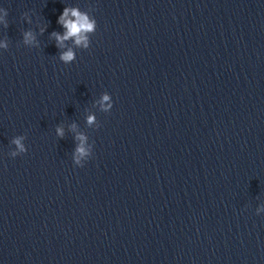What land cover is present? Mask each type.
Instances as JSON below:
<instances>
[{"label":"water","instance_id":"95a60500","mask_svg":"<svg viewBox=\"0 0 264 264\" xmlns=\"http://www.w3.org/2000/svg\"><path fill=\"white\" fill-rule=\"evenodd\" d=\"M0 9V264H264V0Z\"/></svg>","mask_w":264,"mask_h":264},{"label":"clouds","instance_id":"9594fccd","mask_svg":"<svg viewBox=\"0 0 264 264\" xmlns=\"http://www.w3.org/2000/svg\"><path fill=\"white\" fill-rule=\"evenodd\" d=\"M2 10V9H0ZM5 16L8 15L7 12L4 13ZM0 23H3L4 27L8 26V22L4 19L3 16H0ZM58 23L63 26L66 30L63 35L57 32H53L52 36L55 38L58 47H64V41L68 39H74V42L77 46H83L87 48L89 45L88 35L89 33H93L97 29V22L95 19H90L86 13L81 12L76 8H65L63 13L60 15L58 19ZM24 40L25 43H32L34 40V36L32 32H25L24 33ZM60 59L65 63H69L74 59V53L71 49L63 52L60 55ZM103 101L109 100V95L103 96ZM94 121L93 116L88 117V123L92 124ZM57 134L59 136H63V129L57 128ZM24 137H17L12 142L16 145V148L19 153H25L27 150L25 146L22 144V140ZM77 139L81 141L80 146L77 148V158L76 162L79 164L80 157L88 155L87 150L84 147V141L86 137L83 135H78ZM18 152L14 151L11 153L12 157H16Z\"/></svg>","mask_w":264,"mask_h":264}]
</instances>
